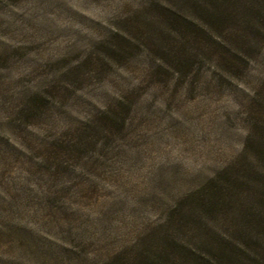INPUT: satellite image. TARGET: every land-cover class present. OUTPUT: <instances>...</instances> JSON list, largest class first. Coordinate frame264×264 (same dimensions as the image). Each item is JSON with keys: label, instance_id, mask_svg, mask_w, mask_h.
Listing matches in <instances>:
<instances>
[{"label": "rangeland", "instance_id": "1", "mask_svg": "<svg viewBox=\"0 0 264 264\" xmlns=\"http://www.w3.org/2000/svg\"><path fill=\"white\" fill-rule=\"evenodd\" d=\"M228 1L0 0V264H203L264 223V13Z\"/></svg>", "mask_w": 264, "mask_h": 264}, {"label": "trees", "instance_id": "2", "mask_svg": "<svg viewBox=\"0 0 264 264\" xmlns=\"http://www.w3.org/2000/svg\"><path fill=\"white\" fill-rule=\"evenodd\" d=\"M237 1L244 2L249 13L260 17L264 13V0H229L228 4ZM236 12L231 9V14ZM241 229V236L222 240L203 264H264V223H249Z\"/></svg>", "mask_w": 264, "mask_h": 264}]
</instances>
